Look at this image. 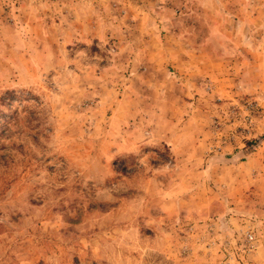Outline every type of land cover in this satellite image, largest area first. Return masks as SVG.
Returning a JSON list of instances; mask_svg holds the SVG:
<instances>
[{
  "label": "rangeland",
  "instance_id": "374dc122",
  "mask_svg": "<svg viewBox=\"0 0 264 264\" xmlns=\"http://www.w3.org/2000/svg\"><path fill=\"white\" fill-rule=\"evenodd\" d=\"M0 0V264H264V0Z\"/></svg>",
  "mask_w": 264,
  "mask_h": 264
},
{
  "label": "crops",
  "instance_id": "0c3cea01",
  "mask_svg": "<svg viewBox=\"0 0 264 264\" xmlns=\"http://www.w3.org/2000/svg\"><path fill=\"white\" fill-rule=\"evenodd\" d=\"M189 1H190V0H178V2H180V3H181V2H184V3H185V2H189ZM162 2L166 3V0H163Z\"/></svg>",
  "mask_w": 264,
  "mask_h": 264
}]
</instances>
